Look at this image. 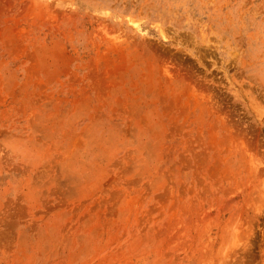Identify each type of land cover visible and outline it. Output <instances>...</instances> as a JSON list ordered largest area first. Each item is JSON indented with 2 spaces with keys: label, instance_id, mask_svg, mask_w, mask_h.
<instances>
[{
  "label": "rangeland",
  "instance_id": "1",
  "mask_svg": "<svg viewBox=\"0 0 264 264\" xmlns=\"http://www.w3.org/2000/svg\"><path fill=\"white\" fill-rule=\"evenodd\" d=\"M0 264H264V0H0Z\"/></svg>",
  "mask_w": 264,
  "mask_h": 264
}]
</instances>
